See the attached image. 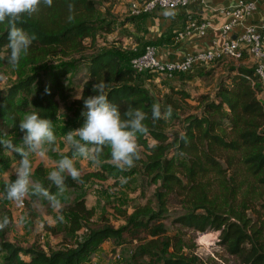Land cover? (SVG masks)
Segmentation results:
<instances>
[{"label": "trees", "instance_id": "16d2710c", "mask_svg": "<svg viewBox=\"0 0 264 264\" xmlns=\"http://www.w3.org/2000/svg\"><path fill=\"white\" fill-rule=\"evenodd\" d=\"M97 1L110 0H53L51 7L42 4L31 16L25 15L17 27L35 39L28 54L22 55L16 66L7 62V21L0 23V69L11 65L17 77L0 89V138L21 146L12 136L19 128L20 113L30 108L41 118L51 121L59 112L58 94L69 96L79 92L81 98L71 100L72 113L84 120L81 115L84 99L97 94L93 84L104 83L103 94L110 103L119 106L122 119L129 106L146 114L144 123L148 133H137V143L143 147L144 154L136 160L139 165L134 169L154 184L152 196L156 207L154 209L149 202L131 213H123L124 223L119 227L108 222L91 226L94 208L88 207L81 184L91 177L103 176L91 172L81 176L80 183L66 176L65 187L71 188L74 196L60 210L68 216L71 231L89 227L87 236L74 247L49 252L36 243L28 247L15 245L7 238L13 222L11 212L0 203V220L7 216L10 221L0 230V254H3L0 264H92V256L104 241L120 244L125 235L137 237L141 231L146 232L149 239L138 244L132 255L135 260L142 262L148 258L146 264H205L190 250L193 243L185 245L180 233H166L161 220L173 195L182 196L186 206V211L177 216L174 223L197 232L219 231V244L240 258L243 264H264L263 223L256 226L255 222H249L244 211L249 208L245 199L243 209L232 206V195L243 184H229L234 172L238 175L244 171V180L253 184L251 190H256L255 185L264 190L262 83L252 68L230 65L212 95L197 97L201 110L181 118L180 101L190 99L189 92L171 87L164 102H160L144 87L143 75L130 67V57L135 53L122 51L117 45L99 48L97 35L113 32L116 23L114 19L99 17ZM49 57L57 59L46 63ZM44 62L46 64L39 68ZM208 72L201 71L199 75ZM155 103L160 104L162 113L171 105L174 118H181L182 131H167L170 118L153 123L152 105ZM11 156L22 158L19 153L0 146L1 164H8ZM110 159V146L105 145L99 161ZM228 170L231 171L229 176ZM36 171L43 175L41 166ZM15 178L11 175L0 182L3 197L5 185ZM217 181L222 188L220 200L210 195ZM38 182L53 195L58 190L48 177H41ZM29 197L26 203L44 199L34 195ZM260 206L264 211V201Z\"/></svg>", "mask_w": 264, "mask_h": 264}, {"label": "rangeland", "instance_id": "374dc122", "mask_svg": "<svg viewBox=\"0 0 264 264\" xmlns=\"http://www.w3.org/2000/svg\"><path fill=\"white\" fill-rule=\"evenodd\" d=\"M97 2L99 17L114 19L115 25H119L118 23L124 15L116 11L119 0ZM118 30V27H114L115 32L113 31V33H99L97 35L99 48L106 49L112 45H117L121 47L122 51H128L123 47V41L121 40V36H118ZM118 39L119 42H117ZM56 59L57 57H49L46 63L54 62ZM46 63L44 62L38 67L40 68ZM230 65H235L233 60L216 62L209 69H206L209 71L207 74L200 76L197 73L191 76V80L187 79L181 86L176 87L177 89H184V91L189 92L191 95V98H188L187 101H180L181 118L187 113L199 112L201 110L197 97L201 94L212 95L220 79L226 75ZM16 79L17 77L11 65L3 66L0 69V89H4ZM78 95L79 92L69 96L58 94L59 112L51 120L54 134L57 137L56 142L49 148L44 158H40L35 154H30L29 157L33 164L32 180L34 182H38L41 177L47 178L48 174L55 170L56 162L62 157H73V149L66 142L65 135L69 131L79 129L84 123L83 119L72 113L71 100ZM164 98L165 94L158 91L157 99L160 102H164ZM261 98L264 99V90L261 93ZM30 112L34 111L27 108L21 112L20 120ZM181 118L175 119L173 114H171V125L167 127L169 133L171 131H182L183 124L180 121ZM23 135L19 128L12 134L15 139H18V145L23 143ZM139 151L140 157H143V147L139 146ZM19 160L11 156V161L8 164L0 163V182L8 180L11 175L15 176V169L19 166ZM74 163L75 167L80 171L81 176L91 172H97L103 176L91 177L88 182L81 184L88 207L94 208V223L91 226H101L104 222H108L115 227H119L124 223L123 213H131L136 207L149 202H151L152 207L155 209L156 206L152 196L154 184L149 181L147 176L136 170V168L134 169V167L139 165L137 161H135L134 167L125 171L116 168L112 164L111 159L95 163L90 159L76 156ZM222 163L224 164L223 161ZM39 166L43 169V175H39L36 171ZM230 173L231 171L228 170L227 175ZM122 178L126 179V183H121ZM244 179H246L244 171H241L238 175H235L234 172L233 180H230L229 184L241 182L243 186L241 189L236 190V192L234 191L232 195L233 204L232 202L231 204L238 210L243 209L242 202L245 199L249 208H244V211L246 217L249 218V222H255L256 226L263 223L264 226V211L261 210L260 206V203L264 201V190L256 185V190H251L250 187L253 184L250 185V181ZM226 180H228L227 177ZM54 195L59 199L62 207L72 201L74 191L71 188L65 187L63 192L57 190ZM210 195L214 199H221L222 188L218 181L212 186ZM29 198L28 195L22 203H17L5 199L0 194V203L10 210L13 219L7 238L15 245L28 247L36 243L46 252H49L50 250L74 247L78 241H82L87 236L89 232V227L87 226L75 232L69 229V218L65 213L61 212V207L54 209L47 199H39L26 203L25 200H29ZM183 199L180 195L170 197L167 211L161 220L167 230L166 233L168 235L180 233L185 245L193 243L190 250L196 253L205 264H243L240 258L231 254L223 245L219 244V231L197 232L174 223V219L186 211ZM61 216L63 217V221L59 219ZM206 233L208 234L206 235L207 237H204L205 239L202 238ZM148 239L149 237L146 236V232L141 231L137 237L125 235L123 242L120 244L112 240L104 241L92 256V264H146L145 261L148 258H144L140 262L139 260H135L132 255L138 244ZM184 250L188 251L189 249L184 248ZM2 256L3 254H0V260Z\"/></svg>", "mask_w": 264, "mask_h": 264}, {"label": "clouds", "instance_id": "9594fccd", "mask_svg": "<svg viewBox=\"0 0 264 264\" xmlns=\"http://www.w3.org/2000/svg\"><path fill=\"white\" fill-rule=\"evenodd\" d=\"M51 7L53 0H0V23L7 21L9 54L7 62L13 66L19 64L22 55H27L34 36L30 37L22 28L17 27L18 22L27 15L37 12L41 5ZM69 5V9H72ZM170 15V13H165ZM71 16L69 20H71ZM105 84H93V91L97 93L84 99L81 115L84 117L82 127L69 131L65 135L66 142L73 149V157H62L56 162L55 170L48 174V180L57 189L63 192L66 176H70L77 183L81 181V173L75 167V157L79 156L99 163L103 146H110L111 162L121 171L134 167V163L140 158L137 133L147 134L148 128L144 121L146 114L139 109L129 106L122 119L119 106L110 103L103 94ZM80 99L81 97H76ZM172 107L169 105L164 113L158 103L152 105V120L155 123L161 118H170ZM19 130L24 134L22 145L17 147L11 141L0 138V146L5 150L19 153L22 157L19 166L15 169V180L6 184L4 198L22 203L28 195H34L47 199L54 209L61 207L57 197L44 188L39 182L32 180V160L30 154L44 158L47 151L56 142L52 121L41 118L38 112L27 113L19 121ZM91 146V147H90ZM121 183H126L122 178ZM63 221V217L59 218ZM10 223L7 216L0 220V230Z\"/></svg>", "mask_w": 264, "mask_h": 264}, {"label": "crops", "instance_id": "0c3cea01", "mask_svg": "<svg viewBox=\"0 0 264 264\" xmlns=\"http://www.w3.org/2000/svg\"><path fill=\"white\" fill-rule=\"evenodd\" d=\"M237 1L203 0L201 2L194 0L187 7L156 8L148 14L134 17L128 13L129 0H119L116 11L124 15L121 17L119 25H114V27H118V36H121L123 47L128 52L137 53L145 45L152 44L156 47L155 55L158 59L164 61L177 60L196 51L212 47L213 41L219 43L222 40L220 26L230 19L225 10ZM250 1L254 2L255 9L250 15L246 16L244 24H264V0ZM165 13H170V15ZM128 17H130V20H126ZM189 19L197 23L208 22L205 33L201 35L195 29L189 34L178 36V33L184 29ZM241 32L242 27L239 26L235 27L229 35L235 38ZM117 42H119V39ZM219 62H223V60L217 63ZM233 62L250 67L251 57L245 53L241 59L233 60ZM211 66L213 65L208 66L206 69ZM201 71L202 69L192 68L185 73L170 78L148 72L143 74L142 79L144 87L157 98L158 91L166 94L171 87L177 89L176 87L181 86L187 79L191 80V76Z\"/></svg>", "mask_w": 264, "mask_h": 264}, {"label": "built area", "instance_id": "2783aa9c", "mask_svg": "<svg viewBox=\"0 0 264 264\" xmlns=\"http://www.w3.org/2000/svg\"><path fill=\"white\" fill-rule=\"evenodd\" d=\"M191 1L194 0H129L128 13L131 16H142L156 8L187 7ZM254 9L253 1L238 0L225 10L230 19L220 26L222 40L219 43L213 41L212 47L208 49L196 51L177 60L164 61L156 57V47L148 44L130 57L129 65L136 73L142 75L153 72L170 78L192 68L206 69L218 61L239 60L247 53L251 57L250 68L264 87V24H244L246 16ZM207 25L206 21L197 23L189 19L178 36L189 34L195 29L203 35ZM239 26L242 27V32L232 38L229 34Z\"/></svg>", "mask_w": 264, "mask_h": 264}, {"label": "bare ground", "instance_id": "6f19581e", "mask_svg": "<svg viewBox=\"0 0 264 264\" xmlns=\"http://www.w3.org/2000/svg\"><path fill=\"white\" fill-rule=\"evenodd\" d=\"M206 235H208V234H207V233H206V234H204V235L202 236V238H204V237L206 238V237H207ZM205 238H204V239H205Z\"/></svg>", "mask_w": 264, "mask_h": 264}]
</instances>
